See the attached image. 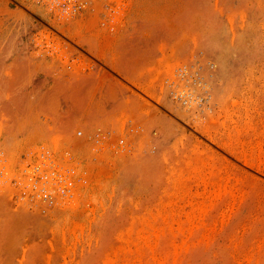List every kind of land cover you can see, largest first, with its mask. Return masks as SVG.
I'll return each instance as SVG.
<instances>
[{
  "label": "rangeland",
  "instance_id": "rangeland-1",
  "mask_svg": "<svg viewBox=\"0 0 264 264\" xmlns=\"http://www.w3.org/2000/svg\"><path fill=\"white\" fill-rule=\"evenodd\" d=\"M0 264H264V0H0Z\"/></svg>",
  "mask_w": 264,
  "mask_h": 264
},
{
  "label": "crops",
  "instance_id": "crops-1",
  "mask_svg": "<svg viewBox=\"0 0 264 264\" xmlns=\"http://www.w3.org/2000/svg\"><path fill=\"white\" fill-rule=\"evenodd\" d=\"M141 9L143 10L142 13V17H151L152 12L148 11L145 9V7H141ZM137 12V11H136ZM146 31V32H145ZM145 31H143L144 33L147 32H152L153 28L152 26H150V24H148V26L145 27ZM100 34V36L98 38L95 39V51L93 53L94 58L96 60H98L99 62L105 64V65H109L111 66L118 74L119 71L117 69V65H119L120 59L126 57V53L129 51H136L134 52L135 56H137L136 54H138L139 56L137 57H141L143 59V55L145 52L149 51V49L153 48L154 45L151 44L153 43L151 40H146V38H144L145 40H143V42L140 43H135V48L133 47H128L127 45H123V30L117 31L115 34H117V36L114 35L113 37H108V31H98L97 29L95 31L92 32H86V30L81 31V34ZM80 40V39H79ZM79 43L81 44V41H79ZM151 44V45H150ZM87 47V46H86ZM89 48V46H88ZM138 51V53H137ZM149 57H147V59H149ZM80 83L77 84V86H75V90L76 92H81V89L83 92H85V96L86 97H92L95 93V88H93V86H100L101 87V91H106V92H113V90L115 91L114 88V82L109 81V82H103L101 84H91L89 82H87L85 79H79L78 80ZM60 91V89H54V90H50L48 89V87L42 88L39 92V95H34V96H42L44 93H48V92H57L56 95L58 96V92ZM73 91V92H74ZM117 91V90H116Z\"/></svg>",
  "mask_w": 264,
  "mask_h": 264
},
{
  "label": "bare ground",
  "instance_id": "bare-ground-1",
  "mask_svg": "<svg viewBox=\"0 0 264 264\" xmlns=\"http://www.w3.org/2000/svg\"><path fill=\"white\" fill-rule=\"evenodd\" d=\"M6 5H7V3H6ZM7 7V6H6ZM5 9V8H4ZM7 162V161H6ZM47 164V163H46ZM6 165V164H5ZM46 166H48V165H46ZM50 166V165H49Z\"/></svg>",
  "mask_w": 264,
  "mask_h": 264
}]
</instances>
